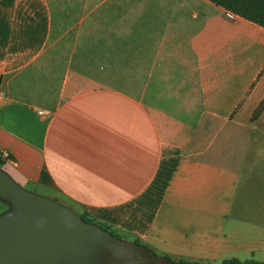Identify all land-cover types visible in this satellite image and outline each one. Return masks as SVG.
Instances as JSON below:
<instances>
[{"label": "crops", "instance_id": "crops-1", "mask_svg": "<svg viewBox=\"0 0 264 264\" xmlns=\"http://www.w3.org/2000/svg\"><path fill=\"white\" fill-rule=\"evenodd\" d=\"M263 99L264 28L207 0H0L3 169L157 256L264 253Z\"/></svg>", "mask_w": 264, "mask_h": 264}, {"label": "water", "instance_id": "water-1", "mask_svg": "<svg viewBox=\"0 0 264 264\" xmlns=\"http://www.w3.org/2000/svg\"><path fill=\"white\" fill-rule=\"evenodd\" d=\"M0 264H169L151 249L84 222L71 207L31 192L0 167Z\"/></svg>", "mask_w": 264, "mask_h": 264}, {"label": "trees", "instance_id": "trees-1", "mask_svg": "<svg viewBox=\"0 0 264 264\" xmlns=\"http://www.w3.org/2000/svg\"><path fill=\"white\" fill-rule=\"evenodd\" d=\"M214 4L215 6L223 8L225 11L233 14L234 16H238L243 18L253 24H256L262 28H264V0H207ZM264 110V99L260 102V104L255 109L252 120L255 121L259 118L261 113ZM3 163L0 161V166ZM81 219L90 224H96L103 229L109 231L112 235L121 238L119 236V232L110 227L109 225L98 222L93 217H90L86 213L78 214ZM133 242L139 243L143 245L139 240L133 239ZM165 259L168 260L169 264H201L196 262H189L187 260H175L168 256H164ZM220 264H264V261L259 262L254 259H248L245 261H240L236 258H227L223 259Z\"/></svg>", "mask_w": 264, "mask_h": 264}, {"label": "rangeland", "instance_id": "rangeland-1", "mask_svg": "<svg viewBox=\"0 0 264 264\" xmlns=\"http://www.w3.org/2000/svg\"><path fill=\"white\" fill-rule=\"evenodd\" d=\"M0 167L3 169L2 166H0ZM27 190H29V189H27ZM37 192L40 193V194L36 193L38 195H41L42 194L41 196H46L45 195L46 193H44V191L37 190ZM7 209H8V205L6 203H4L3 201L0 200V214L3 213L4 211H6ZM119 234H120L119 236H121L122 239H125V240H129L130 239L129 237L125 236L122 233H119ZM131 241H133V240H131ZM248 259H254L256 261L262 262V261H264V253H260V251H258L256 253L255 257L249 256V255H244V256L240 257V261H245V260H248Z\"/></svg>", "mask_w": 264, "mask_h": 264}, {"label": "built area", "instance_id": "built-area-1", "mask_svg": "<svg viewBox=\"0 0 264 264\" xmlns=\"http://www.w3.org/2000/svg\"><path fill=\"white\" fill-rule=\"evenodd\" d=\"M227 16L229 18H232L234 15L227 12ZM9 160H10V154L7 151L1 149V146H0V161L3 163L4 161H9Z\"/></svg>", "mask_w": 264, "mask_h": 264}]
</instances>
